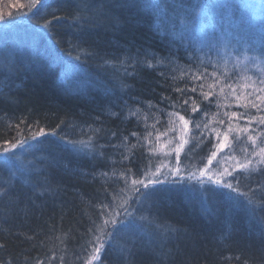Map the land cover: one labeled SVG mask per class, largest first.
<instances>
[{
  "label": "trees",
  "instance_id": "16d2710c",
  "mask_svg": "<svg viewBox=\"0 0 264 264\" xmlns=\"http://www.w3.org/2000/svg\"><path fill=\"white\" fill-rule=\"evenodd\" d=\"M198 1L43 0L47 8L37 11L33 0H16L0 9L10 15L9 24L0 26V153L10 149L0 154V185L12 193L0 198V264H71L99 232L90 230L92 222L107 216H101L109 210L102 205L115 201L113 193L132 202L128 182L146 165L143 148H152L164 127L156 114L198 121V134L191 126V172L203 167L225 135L224 150L243 155L251 141L243 129L260 127L257 108L219 95L215 85H229L230 77L196 64L194 48L170 38L177 17ZM45 21L52 22L47 31ZM246 44L245 51L264 56V41ZM251 91L244 94L251 98ZM189 97L201 111L192 113L191 101L181 107ZM232 112L246 117L233 118ZM40 128L45 135L36 143L31 137ZM25 139L30 146L12 149ZM76 141L86 153L71 151L68 145ZM30 165L40 172H17ZM254 167L246 177L238 171L227 180L239 181L245 195L238 198L196 179L156 185L162 196L129 209H140L135 236L122 230L109 239L104 233L97 264H264V163ZM129 168L126 187L122 173ZM37 183L41 187L33 189Z\"/></svg>",
  "mask_w": 264,
  "mask_h": 264
},
{
  "label": "rangeland",
  "instance_id": "374dc122",
  "mask_svg": "<svg viewBox=\"0 0 264 264\" xmlns=\"http://www.w3.org/2000/svg\"><path fill=\"white\" fill-rule=\"evenodd\" d=\"M27 1L30 3L29 1L31 0ZM15 2L16 0H2L0 1V9L3 8L2 10H4V6H12ZM198 2L200 4L198 5L199 9L195 7L197 6L196 4L193 5V7L188 6L185 13L177 17L176 26L178 27L175 29L173 28L174 31L170 32V35H172L170 38L178 41L180 44L188 42V45L194 48V52L191 53V56H198L199 58H197L196 64L205 62L211 66H215L220 76L224 78L226 76L230 77L228 81L229 85H225L224 82L222 86L218 84L215 85L219 88V95L226 96L227 99L230 100L234 98L240 101L244 100L245 103L252 101V104L258 106L257 112H259L261 117H264V56L261 53L258 54L244 50L250 47V45L246 44L248 39H255L260 42L264 41V39H259L261 37L264 38V0H199ZM8 17H10V15L5 16V13L0 14V26L9 24L6 20ZM168 17L172 21L176 18L171 13ZM203 17H206L207 21L210 19L212 23L210 25L203 23ZM239 37L243 38L242 42L234 40ZM142 57L144 59L147 56L143 55ZM205 57L207 58L205 59ZM209 59L211 60L209 61ZM224 78L222 81H224ZM218 82L221 81L218 80ZM251 90H253L254 93H252V97L250 98L245 94H247L246 92H252ZM253 94L257 95V98H254ZM257 99L259 102L256 101ZM156 115L164 121L162 125L164 127L156 131L155 136L157 141H153L155 145L152 148L151 146L148 147V145L146 146L147 148H143L142 156L146 159V165L138 172V176L131 178L128 182L130 187L131 181L134 178L144 179L145 181L154 179L153 173H155L156 168L162 165H170L173 168L179 166L181 168V175L179 177L168 175V168L162 167L161 171L164 175L159 176L161 181L172 182L179 178L180 181L188 180L189 183L190 179H188V173L191 172L190 169L193 166L192 161L195 158L191 146L192 133L195 131V129L191 127L193 124L189 123V130L185 133L183 131V121L174 115L168 113L163 114L161 117L159 114ZM152 117L154 116H150V119H152ZM154 120L155 117L152 121ZM160 121L158 120V122ZM259 126L260 127H253V129L258 128L255 131L248 130L244 132L247 134L248 138L251 136L253 140H255V144H253L252 140L247 141L245 144L247 149L244 148L241 157L238 156L240 154H236L235 150L229 152L223 149L218 152L217 157L213 160V164L208 166L210 169L208 174H215L217 178H219L220 174H224L225 179L228 180L237 176V172L239 171L240 173H244V177H246L248 167L255 168V165H259V162L262 160V156L259 154V148L264 147V124H259ZM213 129L214 128H212V130ZM199 132L200 131H198L197 134ZM182 140H186L188 143L185 145V150L181 152L178 162L174 149ZM217 144L214 146V151H216ZM68 147L78 155L87 152V150L84 149L85 146L78 141H76L75 144L68 145ZM190 149L192 151H190ZM254 151L257 153L256 155H253ZM122 154L123 153H120L118 158H126V156ZM130 155L131 152L128 157ZM249 160L251 161L250 164H248ZM207 163L208 159L206 158L202 166L204 167ZM241 164H248V167L240 168ZM229 172L232 173V176L227 175ZM196 173L198 176V170H196ZM205 181H207L206 178L204 182ZM154 187H156V185ZM161 190L162 189L153 192L152 195L157 196L159 194V196H162L161 194L164 191ZM127 192L129 191L127 190ZM195 194L197 195V193ZM127 196L131 198V192H129ZM124 200H126V198L123 195L122 198L119 196L112 202V208L108 210L112 215L106 216L103 220L101 219L102 221L100 220V222L97 223L100 225L98 228L100 229L99 232L86 243L79 254L77 253L72 260H69L71 264H85L89 257L92 256L95 251L94 245H98L103 241L106 229H110L108 226L105 227L104 220L118 218L116 215L119 212L117 205L121 204ZM146 202L143 203L145 206L147 205ZM150 207L151 206L148 208ZM176 233L175 230H173L172 234L176 235ZM147 239L148 238L143 241L147 242ZM141 240L142 239H140V241ZM98 258L92 261V264H97Z\"/></svg>",
  "mask_w": 264,
  "mask_h": 264
},
{
  "label": "snow or ice",
  "instance_id": "6c2138e0",
  "mask_svg": "<svg viewBox=\"0 0 264 264\" xmlns=\"http://www.w3.org/2000/svg\"><path fill=\"white\" fill-rule=\"evenodd\" d=\"M32 7L37 9V11L40 10V8H47V5L43 3V0H33L32 2ZM197 9H199V6H195ZM55 18V17H54ZM183 22V21H182ZM51 21H45V23L43 25H41V27H43L46 31L49 29L50 25H51ZM77 60L81 59V56H77L76 57ZM149 67H151V65L149 64ZM178 92L181 93V95L183 96L186 93L185 89H177ZM191 91L195 92L196 89L193 88L191 89ZM211 96V92L206 93L205 94V99H208ZM191 101V111L192 113H197L199 111H201V109L199 108V106L196 104V101L194 99H192L191 97H189L188 99H184L183 100V104L181 105V107L187 106L189 105V102ZM253 108H258V106L256 104H252L251 105ZM239 107V105H238ZM232 117L233 118H238L239 116H244L246 117L245 113H240L238 114L237 112H232ZM181 121H183V131L185 133L188 132L189 130V123L195 125L196 129L199 130L200 125L198 123V121H196L194 118H190V120H185L184 116H180L179 117ZM221 124L224 123L223 120L220 121ZM249 123H251V120H249ZM259 124H264V117H261L258 121ZM229 131H232L231 128V122H229ZM244 132L248 131V128H244L243 129ZM45 135V131L43 128H40L39 132H37L34 136L31 137V140L36 142V143H40V137ZM116 134L113 133V136H115ZM133 135H136V133H133ZM227 140H228V136L225 135L223 137V139H221L219 141V143L216 145V151H213L211 153V155L208 157V163L207 165H205L203 168H198V172L199 175L197 176L196 172H189L188 173V179H196L198 183H203L205 178L207 179L209 184H213V185H218L221 187H224L226 189L229 190L230 193H235L236 197L238 198L239 196H243L245 195L242 191L239 190V181L237 180V183L235 185H233L232 183L228 182L225 179V175L224 174H220L219 178H217V176L215 174H208L210 172V169L208 168L209 165L213 164V160L217 157L218 152L222 151L225 147H227ZM249 140L253 141V144H255V140H253V138L251 136H249ZM68 143H71V141H69ZM188 143V141L186 140H182L181 142H179L175 149V155L177 157V161L179 162V158H180V154L182 151L185 150V145ZM21 145H29V141L27 139L20 141L18 140L16 144H13L11 147L12 149H17L19 146ZM30 146V145H29ZM190 151H192L190 149ZM10 153V149L5 148L3 153L0 154H7ZM171 154V153H169ZM257 153L254 151L253 155H256ZM259 154H261L262 156V160L260 161L261 163H264V147L259 148ZM11 155H15L14 152L11 153ZM18 159V157H17ZM125 159H129V158H125ZM132 161L129 160V163H131ZM251 161H248V164H250ZM248 164H241L240 168H247ZM162 167H167L168 168V175H173L176 177H179L181 175V168L179 166L173 168L170 165H162L161 167L156 168L155 173H153V176L155 177L154 179H148L147 181H145L144 179H132L131 181V187H128V191L132 193V202L128 201V200H124L121 204L117 205V207L119 208V212L116 214L119 218H111V219H105L104 220V225L105 227H107L108 225H111V231L109 232H105V235L109 237V239L115 237L116 233L118 231H125L127 234L131 235V236H135L136 234V229H137V215L136 213L140 211L139 208H134L133 210H129L130 208H133V202L137 205L143 204L144 201L148 200L152 193L155 191L154 186L158 185V184H162L164 183V181H161L159 179L160 175H164V173L161 171ZM17 172L20 175H31L33 172L35 173H39L40 169L36 168L34 166H29L28 169H24L23 167L17 169ZM132 172V169L129 168L127 169V172L122 173V178L125 181V186L127 187V180H128V173ZM228 176H232V173L229 172L227 173ZM233 179H236V177H232ZM175 182V181H173ZM31 187L33 189H36L38 187H41V185H39V183L37 184H32ZM124 189H121V192H123ZM12 193L3 185H0V198H3L4 196H11ZM120 196V193H113V200H115L117 197ZM248 203L251 204L252 200L249 199ZM102 208H107V209H111L112 208V203H108L107 205H102ZM111 216L112 213L109 212H104L101 211V216ZM139 219L143 220L144 217L141 216L139 217ZM93 229L90 230H94L95 228H99L100 225L96 223V221L94 220L93 222ZM5 245L4 244H0V248H4ZM104 247V242L101 241L98 245H94V253L92 254L91 257H89V259L85 262V264H92V261L96 260L98 258V254L101 252L102 248ZM37 264H40V261H37Z\"/></svg>",
  "mask_w": 264,
  "mask_h": 264
}]
</instances>
